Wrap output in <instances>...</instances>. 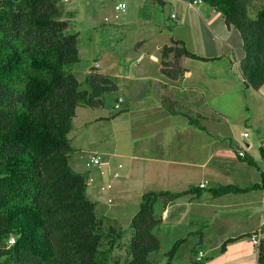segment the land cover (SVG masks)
Wrapping results in <instances>:
<instances>
[{
	"label": "crops",
	"instance_id": "obj_1",
	"mask_svg": "<svg viewBox=\"0 0 264 264\" xmlns=\"http://www.w3.org/2000/svg\"><path fill=\"white\" fill-rule=\"evenodd\" d=\"M158 1L170 9V40L164 44L156 39L154 49L147 39L156 33L136 42L134 62L144 63L137 74L130 73L127 63L121 71L111 44L103 50L107 72L120 73L116 90L125 93L120 110L125 119L132 117V124L119 127L129 141L124 150L94 172L85 171L88 186L106 194L105 202L98 194L96 210L99 217L121 227L132 218L126 217V208L139 206L144 193L189 191L154 207L160 220L154 233L160 244L164 240L173 247L184 240L171 264L181 258L179 264H197L199 252L202 264H258L249 234L264 221V84L256 90L244 85L239 72L240 37L214 9L193 5V0ZM171 40L206 60L182 57L183 75L165 78L160 51L171 46ZM171 61L169 56L163 63ZM90 69L102 74L98 64L90 66L88 74ZM185 116H201L202 129L191 126ZM108 184L111 188H106ZM219 186L247 191L214 197L210 191ZM254 186L260 187L251 189Z\"/></svg>",
	"mask_w": 264,
	"mask_h": 264
},
{
	"label": "trees",
	"instance_id": "obj_2",
	"mask_svg": "<svg viewBox=\"0 0 264 264\" xmlns=\"http://www.w3.org/2000/svg\"><path fill=\"white\" fill-rule=\"evenodd\" d=\"M60 1L0 0V260L3 264H152L149 256L161 246L154 234L160 224L155 204L165 205L190 192L144 193L130 220L126 256L114 255L124 231L97 216L96 204L86 194L89 178L69 164L73 148L68 136L77 109L100 108L102 97L116 86L92 69L84 80L87 89L82 90L67 71L79 62L78 34L69 32ZM201 1L239 35V72L246 87L258 89L264 84V0ZM160 52L161 73L172 80L183 75L180 58L206 60L177 41ZM169 56L172 62L163 63ZM185 118L202 129L201 116ZM244 191L219 186L210 192L220 197ZM11 236L15 242L7 247ZM183 243L176 242L166 253V264L172 263ZM257 263L264 264L263 241Z\"/></svg>",
	"mask_w": 264,
	"mask_h": 264
},
{
	"label": "rangeland",
	"instance_id": "obj_3",
	"mask_svg": "<svg viewBox=\"0 0 264 264\" xmlns=\"http://www.w3.org/2000/svg\"><path fill=\"white\" fill-rule=\"evenodd\" d=\"M117 1L120 0L60 1L63 19H66L69 23V32L79 33L77 44L79 62L67 68V71L74 74L81 83L82 90L87 89L84 80L88 75L89 67L95 66L96 64L100 67L98 72L106 76L110 75L109 79L116 86V82L118 81L116 78H120V73L119 71L116 72V70H112V73L107 72L104 62L105 58L103 56L105 46L110 47L112 45V48L114 47L112 56L117 58L116 61H120L119 67L121 71L124 70V63H127L130 67V73L133 75L135 71L137 74L144 67V63L138 65L139 63L134 62L138 55L135 52V46L139 39L148 38L156 33L157 35L154 34L155 38L151 37L147 39V42L149 41L151 43L149 44L150 48L154 49L156 39H159L164 44L169 43L171 28H169L170 22H168L170 12L168 6L164 7L157 0H121L126 2L128 13L120 14L114 11V4ZM116 14L118 15L117 18H115ZM117 66L118 64H115L114 69H118ZM164 77L166 78V76ZM124 96L125 93L121 92V90H115L106 93L102 97V105L100 108L77 109V115L72 122V128L68 136L73 148V152L69 155V164L75 172L87 176L85 171L94 172L95 168L103 166L107 158L115 159L116 153L124 150L122 146H124L125 142L129 141L121 135L119 127L125 125L128 121L129 124H132V117H128V119L124 118L125 112H121L120 110L122 102L120 103L119 109L115 108L118 99L121 98L123 100ZM100 117H103V121L99 120ZM199 122L201 124V120ZM93 156L100 157V164L85 166ZM97 188L99 190V187ZM98 192L92 186H88L86 190L87 197L91 201L95 202L100 195V200L105 202L104 197L106 194L101 196V193ZM104 204L107 208L112 206L110 204ZM136 205L134 210L133 205L126 208V217L133 216L136 213L138 203ZM131 211H133L132 214ZM99 212L97 209V216H100ZM122 224L121 228L124 231V235L114 255L124 258L131 238V232L127 221L122 222ZM171 248L172 246H169L162 240L160 250L149 256L152 264H166V253ZM178 251L180 252V250ZM180 260L183 259L181 258ZM180 260L175 261L176 263L174 262V264H179ZM0 264H3L1 260Z\"/></svg>",
	"mask_w": 264,
	"mask_h": 264
},
{
	"label": "built area",
	"instance_id": "obj_4",
	"mask_svg": "<svg viewBox=\"0 0 264 264\" xmlns=\"http://www.w3.org/2000/svg\"><path fill=\"white\" fill-rule=\"evenodd\" d=\"M65 2H67L68 0H64ZM202 1L201 0H193L192 1V4H201ZM114 11L116 13H120V14H124L126 13L127 11V4L125 1H117L115 4H114ZM118 15L116 14L115 15V18H117ZM141 58L137 59V62H140ZM122 102L121 98L118 99V102L116 103L115 105V108L116 109H119L120 107V103ZM243 137H247L248 136V133L244 132L242 134ZM238 156L240 158H243L245 155H244V152L243 151H239L238 152ZM100 164V157L99 156H93L91 157L88 165L89 166H94V165H99ZM119 174L116 172L114 173V177H118ZM201 188L205 187V184H202L200 186ZM106 188H111V185H107ZM102 189H105V187H102ZM264 235V221L262 222L261 226L259 228H257V230L251 232V234H249V241L252 243V245L254 246V248L256 249V251L258 252L259 251V247L262 243V237ZM15 242V239L14 237H9V239L7 240V247H10L12 244H14ZM203 256V253L202 252H199L198 255H197V258L196 260H200Z\"/></svg>",
	"mask_w": 264,
	"mask_h": 264
}]
</instances>
